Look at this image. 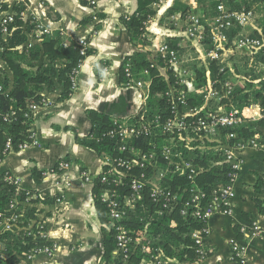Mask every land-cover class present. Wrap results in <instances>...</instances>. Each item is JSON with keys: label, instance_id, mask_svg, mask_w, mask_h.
<instances>
[{"label": "crops", "instance_id": "1", "mask_svg": "<svg viewBox=\"0 0 264 264\" xmlns=\"http://www.w3.org/2000/svg\"><path fill=\"white\" fill-rule=\"evenodd\" d=\"M8 1L11 6H23L26 19H34L52 34L60 31L67 40L83 38L92 49L80 62L76 87L68 98H59L63 90L59 82L42 92L47 105L39 106L33 112L32 130L36 144L11 150L0 162V173L14 175L18 186L33 195L36 202L25 203L35 205L38 210L32 223L42 224L47 242L57 247L51 254H35L30 264H102L103 224L97 217L93 186L81 177L80 172L84 169L91 175H98L106 154L82 145L78 139L87 137L91 131L87 109L106 113L113 120L134 116L143 108L147 93L121 81L120 69L124 58L138 47L167 78L157 62V46L170 37H176L178 62L169 67L181 84L186 85L188 91L215 89L220 94L221 90L214 87L210 77L209 60H217L219 70L227 73L221 88L226 89L227 83L231 90L237 87L243 91L263 87L264 63L257 58L258 53L244 50H223L219 51L216 59L211 58L212 47H205L207 38L212 44L207 29L202 39L190 38L182 25L184 19L180 11L167 14V9L179 1L187 5L190 12L204 16L209 12L203 10L199 0H162L158 6L151 4L156 12L145 23L146 45L134 44L122 23L123 17L136 10L137 0ZM246 32L252 30L249 28ZM28 36L27 43L40 42L32 34ZM194 65L203 68L206 76V84L200 88H196L194 83ZM204 97L202 108L226 109L224 103L211 106L215 105L211 101L219 99L206 94ZM257 104L259 102H250L251 109L248 110L252 113ZM230 106L234 107L232 103ZM260 120L249 118L245 123L255 130L259 144L245 145L237 153L240 166L233 182L234 192L229 199L231 212L215 211L210 215L207 221L209 234L203 241L209 253L196 264H235L231 240L241 236L242 228L249 230L253 222H257L261 232L248 240L245 258L247 264H264V188L257 191L254 186L259 176L264 177V121ZM65 156L69 157V167L60 171L56 166ZM35 170L41 173L38 178H35Z\"/></svg>", "mask_w": 264, "mask_h": 264}, {"label": "trees", "instance_id": "2", "mask_svg": "<svg viewBox=\"0 0 264 264\" xmlns=\"http://www.w3.org/2000/svg\"><path fill=\"white\" fill-rule=\"evenodd\" d=\"M151 2V0H137L136 10L131 15L122 18V23L134 44H148L144 36L145 23L156 12L151 6ZM223 2L230 10H240L242 8H251L264 2V0H223ZM199 3L204 11L209 12L210 17L216 15L218 0H199ZM13 8L21 10L23 6L15 4ZM189 10L190 8L187 5L176 1L167 9V14L171 15L176 11H180L182 18H184L185 15L190 13ZM202 22L207 27V22L204 20ZM7 27V32L3 33L0 30V58L6 63L8 68L7 70V68L0 67V159H3L7 152L5 144L8 138L11 139L14 150L18 149L17 146L19 144L29 139L34 119V113L30 109V105L42 106L44 99L42 92L45 89L52 88L55 82H59L63 86L59 98H68L73 91L71 81L73 69L81 59L92 52V49L87 47L86 54L81 55L80 45L76 40H67L60 31H56L53 34H45L40 42L27 46L28 31L34 27L30 18L25 21L21 16H16L13 22L7 23ZM262 30L264 36V23H262ZM232 31L229 32V37L232 36L236 29ZM167 42L170 47L177 49L176 37L168 38ZM205 47L207 49L212 47L209 38L205 41ZM257 58L264 63V47L258 52ZM127 62L133 76H142L143 71L147 70L145 77L149 80L147 99L135 119L141 113L149 117L157 116L160 122L163 123L172 116L169 92L172 95L171 90L185 88V85L178 83L179 79L171 69H168V78L162 75L158 67L138 47L130 55L126 56L122 62L120 69L122 82L126 81L124 65ZM157 62L158 64L163 63L160 57ZM219 67L220 63L217 60H209L210 77L214 81V87L218 90L221 89V85L223 86L227 77V73L220 71ZM194 70L196 75L194 83L196 88H200L206 84L204 69L196 68V65H194ZM204 96L205 93L202 91H187L186 104L181 107V110L188 111L192 107H201L205 99ZM250 102L264 103V82L261 89H251L250 91H243L241 88L235 87L220 101H211V103H215V105L211 104V106L215 107L219 103H224L228 110L230 108L229 103H232L234 107L239 109L242 117L247 120L251 116V112L248 110ZM213 109L209 110L208 107H204L199 110L198 116L207 115ZM86 116L91 123V131L87 137L78 139L79 143L95 150L99 154L107 153L113 157L130 156L128 152L118 150V140L116 138L107 136V132L113 125V121L108 114L95 109H87ZM195 117L188 115L186 120L190 122ZM231 130V128H221L220 131L224 134L226 131ZM233 130L237 132V135L236 138L231 139V142L246 139L255 133V130L249 124ZM152 131H154L152 136L133 138L130 144L140 147L144 151L156 149L158 154L161 143L167 134L163 132L161 127H154ZM183 152L184 157H189L190 154L184 147ZM193 153L194 157L190 161L192 166L197 169L194 180L188 178L189 167L183 171L171 168L172 170L168 171L161 180L162 186L169 190L172 195H176L175 199L166 200L164 197H160L157 201H154L149 195V188L145 187L142 190V199L135 204L134 208H127V217L123 220V223L130 229L134 237L141 235L143 226L148 221V229L151 236L158 238L157 241H151L149 251L146 254L134 256L133 262L135 264L138 263L140 256L149 258L151 248H160L167 258L170 260L175 259L183 264H195L202 258V254L197 251V244L192 233L195 230L200 231L203 223L198 222L193 214L190 188L192 186L197 187L200 193H204L201 202L208 203L212 198V191L216 188V185L230 179L233 171L228 163H216L218 157L207 153V151L196 149ZM157 157L160 166L165 167L167 161L159 157V155ZM64 160L69 161V157L65 156ZM199 167H202V170H198ZM141 171H147L148 174H151L152 166L146 164L144 168L136 167L132 170L136 174ZM34 174L35 178L41 175L39 170H35ZM129 182L130 179L126 176L123 183H112L108 187L115 189L120 199L122 195L130 191ZM254 186L257 191L262 190L264 188V177L259 176ZM104 187L107 186L98 179L94 181L93 193L97 194L94 197L95 208L97 217L103 224L102 264H119V257H115L112 253L115 246V236L108 216V207L98 198L99 192ZM26 196V191L24 190H21L16 196L15 186L4 179V174H0V219L3 216L20 213L19 226H22V229L17 232L4 230L0 232V241L5 244L8 254V257L3 260L6 264H15L18 254L22 251H33L41 244V238L37 237L34 239L25 228L37 217L38 213L35 205L25 204ZM14 199L17 200V203L13 207L11 202ZM167 201L169 203L168 209L164 210L162 214H158L157 211L162 209V204ZM187 201H189L188 213L183 216L181 209ZM27 202L34 203L36 200L30 199ZM257 202H259V199H257ZM258 205L260 210H262L261 204ZM150 216L152 217L149 218ZM104 225L110 228L107 229ZM208 253L205 252V255Z\"/></svg>", "mask_w": 264, "mask_h": 264}, {"label": "built area", "instance_id": "3", "mask_svg": "<svg viewBox=\"0 0 264 264\" xmlns=\"http://www.w3.org/2000/svg\"><path fill=\"white\" fill-rule=\"evenodd\" d=\"M152 5L157 4V0H151ZM94 2V1H92ZM161 3L162 0H159ZM158 2V3H159ZM11 4L8 0H0V30L1 32H7L8 27L7 23L13 22L16 16H21L26 20L25 8L21 10H15L10 7ZM264 9V2L256 5ZM255 6L251 8H242L240 10H230L226 7L223 0H218L216 5V15L213 18L211 27H209L210 38L212 41V49L209 56L213 59H216L219 55V51L228 50V51H247L251 54H256L264 47V36L262 30V21L264 19V13L259 14ZM262 9V11H264ZM199 16L193 14L187 17L186 23V35L194 39H202L205 36L206 27L203 23L200 22ZM189 23V24H188ZM32 24H34L33 30L31 31L32 35H35L37 40L42 39V36L45 34H52L46 27L41 25L39 22H36L32 19ZM188 24V25H187ZM251 29L252 32H246L248 29ZM14 29V28H12ZM236 29L231 37H229V32ZM238 29V30H237ZM233 32V31H232ZM76 42L80 45V54H86V48L88 43L85 39H77ZM27 46H31L28 43ZM157 53L159 56L164 59L169 65L174 66L178 62V52L169 46L167 42H161L157 46ZM78 62L77 66L73 69L71 81L72 89L76 87V75L80 65ZM124 71L126 75L125 83L128 85H134L140 90H144L148 95L149 80L145 77L147 75V70L143 71L142 76H133L129 63H125ZM182 82H180L181 84ZM226 91L224 93H219V91L213 89L211 90L210 97H217L221 99V96L224 97L228 95L232 89L229 84L225 83ZM143 91V92H144ZM173 93L169 92L170 103L172 116L166 119L163 123L160 122L158 117H149L145 114L139 115L137 119L136 115L130 116L125 119H113L112 128L107 132V136L110 138H116L118 140V150L121 152H128L130 156H116L113 157L107 153L106 158L103 162V167L98 175H91L88 171L81 169V177L86 181L90 182L93 186L94 181L98 179L102 184H105L107 187L101 189L98 194V198L104 202L108 207V216L110 219L111 226L114 230L115 236V246L113 250V255L119 257V264H135L133 262L134 256L144 255L149 251L151 241L146 238L148 236V221L144 224L141 235L134 237L131 234L130 229L123 223V220L127 217V208H134L135 203L142 199V190L145 187L149 188V195L154 201H157L160 197H164L166 200L175 199L176 195L171 194L169 190H166L162 186L161 180L163 176L168 172L167 169L174 168L176 170L183 171L185 168H190L188 173V178L193 179L194 175L197 173V169L192 166L190 159L194 157V153L188 148L189 141L194 139L195 141L204 142L205 138L209 140L216 141V144L213 148H208L202 143V148L207 153L215 155L218 158L216 163H228L232 169L230 179L224 181L222 184L216 185V188L212 191V198L208 203H202L201 198L204 196V193H200V190L192 186L191 189V205L193 206V214L196 217L197 221L203 223L202 229L195 230L192 233V236L195 239L197 244V251L202 254V258L197 261L201 262L206 256V249L203 245L205 237L209 234V227L207 225L208 218L215 211H220L225 214L231 212L229 199L232 197L234 192L233 182L237 176V171L240 166V160L237 156V153L245 146H257L259 144V139L256 135L250 136L246 139L233 141L231 139L236 138L237 132L234 131V128H239L242 125H245L246 120L242 117L239 109L236 107L230 106L228 110L219 111L216 113L210 112L207 115H199V110L202 107H192L188 111H182L181 107L186 104V91L181 88L179 90H171ZM42 106L47 105V100L43 99ZM39 105H30L32 112L37 110ZM256 108V109H255ZM251 109V107L249 108ZM255 110L251 113L250 118H259L264 120V103L257 104L254 106ZM139 114V113H138ZM196 116L195 119L188 122L186 120L187 116ZM161 127L163 132L167 134L166 136H177L180 141H183L184 149L190 154L189 157L181 158L178 154L180 161L175 163L171 159L170 147L162 145L160 152L157 154L156 149L150 151H144L140 147L131 145V140L133 138L143 136L150 137L153 135V128ZM221 128H231V131H226L222 134ZM35 135L33 130L29 135V139L24 143H21L17 146V150L25 149L30 145L36 144ZM166 138V137H165ZM201 148V146H198ZM6 154L14 150L11 144V139L8 138L5 144ZM164 158L167 163L165 167H161L158 163L157 156ZM2 159H0L1 162ZM149 164L152 166L151 174H148L147 171H141L134 173L132 170L136 167H143ZM69 167V162L67 160L61 159L56 168L60 171ZM198 170H202V167H199ZM4 179L9 183H12L15 186V195L17 196L22 190L18 186L17 178L14 175L4 172ZM129 177V188L130 191L122 195L119 199V194L113 188L108 187L110 184H121L124 181V177ZM194 180V179H193ZM25 203L28 200L33 198L30 192L26 191ZM97 195V194H94ZM17 200L14 199L11 202V206H15ZM189 206V201L185 202L184 207L181 209V214L186 216L188 211L187 207ZM169 203L164 202L162 204V209L158 210V214H162L164 210H167ZM20 213H13L7 216H3L0 219V232L1 231H12L17 232L22 229V226H19ZM31 221L25 228L28 230V234L32 235L34 239L37 237L41 238V244L36 247L33 251H22L17 255V260L15 264H30L31 259L37 253L45 252L51 254L55 248V245L49 244L46 240V233L42 224H33ZM105 228H110L109 226L104 225ZM261 232L260 226L257 222H253L249 230L245 231L241 229V236L236 237L231 240V250L234 255L235 264H247L245 258V249L247 246L248 240ZM150 257H141L137 264H144L145 260H148L152 264H163L169 262L170 259L165 256V254L159 248L150 249ZM8 257L7 249L5 244L0 241V264H6L3 260ZM195 263V264H196Z\"/></svg>", "mask_w": 264, "mask_h": 264}, {"label": "rangeland", "instance_id": "4", "mask_svg": "<svg viewBox=\"0 0 264 264\" xmlns=\"http://www.w3.org/2000/svg\"><path fill=\"white\" fill-rule=\"evenodd\" d=\"M157 2V4L156 5H152V6H158L159 4H161L160 2H159V0H157L156 1ZM159 2V3H158ZM152 4V3H151ZM13 6V5H12ZM12 6H10V7H12ZM255 6V5H254ZM256 9H257V12L259 13V14H261V12H263L264 13V11H262V9L263 8H260V7H256ZM264 10V9H263ZM193 14H195V15H197V16H199V20H200V22L201 23H203L202 21L204 20V21H206L207 22V27H206V29H207V31H208V33L210 34V32H209V27H211V23L213 22V18H214V16H209V13H207V14H204V16H203V14L201 13H199V15L197 14V13H193V12H190V13H188L187 15H185V17L183 18L184 19V23L182 22V25L184 26V27H186V23H187V17L188 16H190V15H193ZM27 20V19H26ZM25 20V21H26ZM202 20V21H201ZM263 23H264V19H263V21H262ZM31 24V23H30ZM189 24V23H188ZM187 24V25H188ZM204 24V23H203ZM33 25V24H32ZM31 30H33V29H31ZM31 30H29L28 31V34H31L30 32H31ZM32 37L34 38V39H36L35 38V35H32ZM28 39H29V36H28ZM41 40V39H40ZM40 40H38V41H40ZM168 43V42H167ZM169 44V43H168ZM26 45H28V43H26ZM170 46V45H169ZM178 54V56H179V53H177ZM159 55V54H158ZM160 57V56H159ZM161 58V57H160ZM178 58V57H177ZM161 60L163 61V63H160V66L163 68L162 70H164V72H166V74H167V78H168V72H167V70H168V68L169 69H171L170 67H169V64L167 63V65H166V61L164 60V59H162L161 58ZM161 62V61H160ZM177 64V63H176ZM175 64V65H176ZM0 67H4V68H6V63L0 58ZM179 75V74H178ZM176 76V75H175ZM180 76V75H179ZM180 79H182V78H180ZM181 81L179 80V82L178 83H180ZM185 88H183L186 92L188 91V89H187V86L185 85L184 86ZM173 89H174V87H173ZM181 89V88H180ZM179 90V89H178ZM211 90H213V89H206V90H203L202 92H204L206 95H208V96H211L210 95V93H211ZM221 90V92L222 93H224L225 91H226V89L225 88H221L220 89ZM212 98H217V97H212ZM217 101H220V100H217ZM184 106V105H183ZM182 106V107H183ZM224 110H227V109H224ZM208 111V110H207ZM213 113H216V112H219V110L217 109V110H213L212 111ZM166 137V136H165ZM202 143L204 144V146H206V147H208V148H213L214 146H215V144H216V141H214V140H209L208 138H205L204 139V142H200V141H195L194 139H191L190 141H189V146H188V148L186 147L185 149H189L190 151H194V150H196V149H198V150H203L204 151V149L202 148ZM163 146L164 145H166V146H169L170 147V155H171V159L175 162V163H177L178 161H180V159L178 158V155L181 157V158H184L183 157V155H184V152H183V144H184V142L183 141H180L179 139H178V137L177 136H174V135H172V136H168V137H166V138H164L163 139V141H162V143H161ZM161 145V146H162ZM198 146H201V148H199ZM183 152V153H182ZM178 154V155H177ZM214 156V155H213ZM174 170H175V167L173 168ZM168 171H171L172 169H167ZM136 204V203H135ZM152 216H150L149 218H151ZM148 218V219H149ZM93 220L94 221H96V219H95V217H93ZM150 232H149V229H148V234H149ZM146 238H148L150 241H152L153 240V242H154V240H156L157 241V237H154V236H151V233L148 235V236H146ZM152 243V242H151ZM160 249V248H159ZM161 250V249H160ZM162 251V250H161ZM163 252V251H162ZM174 263H176V264H183V263H180V262H177L175 259H173V260H170L169 262H165V263H163V264H174ZM144 264H152L151 262H149L148 260H145L144 261Z\"/></svg>", "mask_w": 264, "mask_h": 264}]
</instances>
